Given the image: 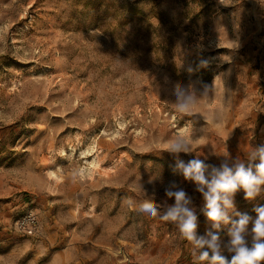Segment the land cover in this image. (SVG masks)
Returning <instances> with one entry per match:
<instances>
[{"label": "rangeland", "instance_id": "rangeland-1", "mask_svg": "<svg viewBox=\"0 0 264 264\" xmlns=\"http://www.w3.org/2000/svg\"><path fill=\"white\" fill-rule=\"evenodd\" d=\"M178 133L190 154L162 151ZM262 143L264 0H0V264H210L161 219L166 189L230 259L231 222L214 227L174 168L248 167ZM260 189L235 194L230 221L255 218Z\"/></svg>", "mask_w": 264, "mask_h": 264}, {"label": "clouds", "instance_id": "clouds-1", "mask_svg": "<svg viewBox=\"0 0 264 264\" xmlns=\"http://www.w3.org/2000/svg\"><path fill=\"white\" fill-rule=\"evenodd\" d=\"M189 71L192 70L189 69ZM190 88V86H182L177 83L172 93L178 101L186 96V102L176 105V110L183 115L195 113L193 109L196 97L193 94L186 95ZM190 145L184 134L178 133L171 141L170 146L162 151L178 157L181 152L190 154L193 151ZM257 157L259 163L254 165L250 163L248 167H245V164L239 160L234 167H229L227 162L222 163L220 169L213 166L208 176H206V171L209 165L199 158L193 159L187 164L182 160H177L174 171L182 174L185 179L197 183L198 191L203 194L205 200L204 212L208 219L214 222V227L219 228L221 222L224 224L231 222L227 233L229 239L224 246L227 252L233 254L229 260L221 252L219 235L209 232L210 240L203 237L197 239L198 217L195 209H190L187 206L190 200L186 198V192L166 189V196L174 199L175 203L163 214L161 219L174 224L178 228L181 239L194 242L201 249L207 245V248L211 250V255L209 251L200 252L198 256L200 261H210V264H264V205L254 208L255 218L237 212L236 215L239 216V219L230 221L228 215V210L234 208L235 194L241 189L245 193V200L254 199L260 194V186L264 185V143L255 146L248 154L249 161H254ZM253 167L255 171H253ZM139 211L150 218H155L159 213V209L150 201L144 202ZM250 224L251 227H249ZM249 237H251L250 241Z\"/></svg>", "mask_w": 264, "mask_h": 264}, {"label": "built area", "instance_id": "built-area-1", "mask_svg": "<svg viewBox=\"0 0 264 264\" xmlns=\"http://www.w3.org/2000/svg\"><path fill=\"white\" fill-rule=\"evenodd\" d=\"M29 220H30V222H34L35 219L32 218V217H29ZM230 259H231V258H230ZM230 259H229V260H230Z\"/></svg>", "mask_w": 264, "mask_h": 264}]
</instances>
